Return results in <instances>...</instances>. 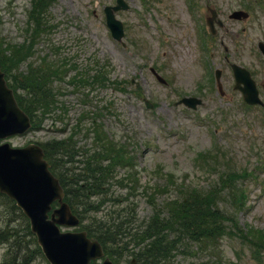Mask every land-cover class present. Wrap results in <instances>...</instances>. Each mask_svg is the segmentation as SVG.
<instances>
[{
  "label": "rangeland",
  "instance_id": "obj_1",
  "mask_svg": "<svg viewBox=\"0 0 264 264\" xmlns=\"http://www.w3.org/2000/svg\"><path fill=\"white\" fill-rule=\"evenodd\" d=\"M127 1L129 9L116 13L124 23L123 45L112 36L104 15V6L115 0H52L47 31L37 42L30 63L40 62L46 55L54 63L64 60L67 66L85 69L95 60H109V75L121 81L85 89L88 95L73 90L68 81L56 82V99L66 110L58 107L42 117L41 127L8 141L24 146L64 137L69 132L64 131L60 114L69 124L77 121L83 109L103 108L100 120L109 136L127 144L137 156L142 187L129 190L128 196L136 202L138 220L152 213L151 195L161 204L176 193L175 186L168 191L154 189L165 182L166 173L177 181L186 179L207 187L223 171L245 188L246 205L238 215L241 225L264 234V104L248 106L244 102L242 92L234 88L233 71L225 58L250 68L264 102V56L257 45L264 40L263 0H247L251 15L245 21L228 17L234 9L249 5L244 0H195L201 18L210 15L208 6L212 5L228 27L208 35L212 47L208 52L199 47L186 0ZM31 5L32 0H0V38L20 42L30 34L26 28ZM20 67L25 70L27 63ZM215 68L222 70L224 93L217 87ZM74 71L69 70L67 77ZM192 95L202 99L196 109L177 103L181 96ZM147 99L153 108L145 106ZM76 139L80 144L90 142L82 133ZM221 193L223 204L232 205L226 192ZM7 217L17 215L7 203H1L0 226ZM64 228L74 231L75 227ZM7 246L8 242L0 244V261ZM222 248L226 264H264V256L253 259L251 250L238 240L225 238ZM33 264L49 263L41 254Z\"/></svg>",
  "mask_w": 264,
  "mask_h": 264
},
{
  "label": "trees",
  "instance_id": "obj_2",
  "mask_svg": "<svg viewBox=\"0 0 264 264\" xmlns=\"http://www.w3.org/2000/svg\"><path fill=\"white\" fill-rule=\"evenodd\" d=\"M26 52L24 44L17 48L0 45V62L21 107L31 116L35 130L41 127L43 116L60 107L57 89L52 87L56 78L53 75H59V70L53 74L51 69L37 66L17 78L13 70L26 57ZM96 75H82L81 80L106 79L102 69ZM105 83L73 87L85 91L90 86ZM102 115L103 108L82 111L74 124L69 123L73 126L68 135L47 139L41 145L53 173L66 191V200L80 217L81 229H86L104 245L105 254L110 255L115 264H132L130 257H135L136 264H226L222 248L225 237L264 248V234L247 238L249 230L239 227L237 212L244 206V193L241 185L226 180L227 174L208 187L168 178L167 183L154 189L169 190L175 185L177 192L161 204H157L152 195L151 215L137 220L136 203L127 193L118 192V188L139 189L137 158L127 144L109 136L101 123ZM60 116L66 123L65 115ZM81 132L89 137L90 143H78L76 138ZM221 192H226L233 210L224 208ZM1 203H7L17 217H7L0 226V243L8 242L7 255L0 264H33L42 251L27 218L15 202L2 193Z\"/></svg>",
  "mask_w": 264,
  "mask_h": 264
},
{
  "label": "water",
  "instance_id": "obj_3",
  "mask_svg": "<svg viewBox=\"0 0 264 264\" xmlns=\"http://www.w3.org/2000/svg\"><path fill=\"white\" fill-rule=\"evenodd\" d=\"M109 18L115 29L118 22L112 16ZM260 45L264 51V44ZM234 69L236 87L243 91L245 100L260 103L259 91L249 70L238 66ZM217 74L219 77L220 72ZM184 101L191 106L200 102L193 97ZM30 127L29 115L19 106L14 91L7 87L0 68V140L24 133ZM0 192H6L29 217L32 231L51 264H93L92 260L104 256L102 244L92 240L86 231H61L62 225H78L79 218L64 200V189L52 174L41 145L29 143L15 147L6 141L0 143ZM54 201L59 206L52 209ZM98 264H113V261L105 258Z\"/></svg>",
  "mask_w": 264,
  "mask_h": 264
}]
</instances>
